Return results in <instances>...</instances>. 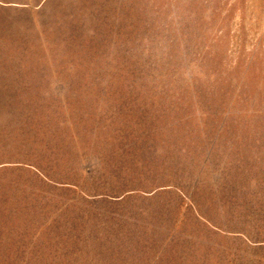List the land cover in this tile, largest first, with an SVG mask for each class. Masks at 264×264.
Segmentation results:
<instances>
[{
	"label": "rangeland",
	"instance_id": "obj_1",
	"mask_svg": "<svg viewBox=\"0 0 264 264\" xmlns=\"http://www.w3.org/2000/svg\"><path fill=\"white\" fill-rule=\"evenodd\" d=\"M185 92L186 102L175 100ZM10 93L32 98L10 104ZM22 115L29 119L18 120ZM98 124L103 129L95 135ZM145 127L160 135L145 140L138 134ZM17 128L12 136L41 153L30 161L55 182L0 172V264H62L55 233L71 225L80 226L75 234L82 242L70 264H159L147 238L166 243L175 220L190 222L187 199L178 208L175 194L145 193L103 206L82 201L72 189L96 185L101 159L126 147L132 158L154 163L161 179L178 181L185 191L196 185L195 208L227 230L245 215L258 219L264 0H0V131ZM64 170L78 178L56 183ZM52 219L59 221L53 229L45 225ZM176 232L191 233L183 225ZM190 235L197 242L207 238ZM252 254L235 247L234 263L256 264Z\"/></svg>",
	"mask_w": 264,
	"mask_h": 264
},
{
	"label": "trees",
	"instance_id": "obj_2",
	"mask_svg": "<svg viewBox=\"0 0 264 264\" xmlns=\"http://www.w3.org/2000/svg\"><path fill=\"white\" fill-rule=\"evenodd\" d=\"M193 81L194 78L190 76L189 82H186L185 84L189 87ZM171 83L176 82L171 80ZM146 84L148 83L146 82L145 85ZM10 94L12 95H8L7 97V102L10 104H18L32 98V95L30 94ZM183 98H187L186 92L183 96L179 95L175 100L184 103L186 101H184ZM189 98L191 100V96ZM170 99L171 98H168L167 100ZM34 100L35 101H29V103H35L39 99L37 98ZM40 102L47 104L43 99H40ZM174 107L178 109V104ZM44 110L47 113V116H49V113L47 112L49 107L45 106ZM120 110V115H128L126 109L123 107H121ZM143 110L144 109H141L139 111L138 114L140 116H143ZM27 118L28 117L25 115H22L20 118L18 117V120ZM20 122H22L24 126H21V129L19 128L20 134L18 135L22 136V132L26 125L23 121ZM135 124L136 125L133 126V129L138 130L140 124L138 121ZM64 128L69 129L67 127ZM102 129V125L98 124L96 126L95 135L102 132ZM93 130L95 131V129ZM16 131H18V128L13 132L10 130L8 133L6 130L0 131V172L22 171L38 178L39 181L55 182L54 177H51L49 173L38 167L35 162L30 161L32 160L31 157L35 158V156L41 153H31V148L23 147L24 139L12 136ZM138 134L145 136V138H147L145 140L148 141H150L153 136L160 135L157 131L155 134H152L151 130L146 129V127ZM115 135L118 136V139H123L122 136L120 137L118 134ZM59 136V134L54 133L52 139L60 141ZM66 136L67 135H64L63 138H66ZM132 140L139 141L140 139L138 140V138H134ZM129 150L128 147L122 149L121 152H125L124 154H118L116 151H113L112 155L108 158L101 159L94 172V174L99 173L101 175V178L95 177V179H93V181H96V185L80 186L71 184L74 186L72 189L78 191L77 193L82 201H91L95 199L101 205L106 206L109 204H120L133 198H140L145 193H158L157 195L175 194L181 200L178 208H182L187 199L194 211V217L190 222H185V225L183 224V218L175 220L178 223H174L173 227L168 229L166 243L164 242L160 244V242L156 240L154 242L152 241L153 236H148L147 239H149L153 246L152 251L154 252V256H152V258L157 260L159 264H235V247L239 249L240 252L253 253L250 260H253L256 264L264 262V257L260 254H264V215L262 210L264 205H259V211L261 214L258 216V219L245 215L243 221H240L241 223L237 221V227L235 226L232 227V229L227 230V227L219 224L216 219H211L210 217L202 215V213L197 210L198 208H195L194 193L197 189L196 185L190 189L191 191H185L186 188L184 184L182 185L178 181H173V179H161V176H159L160 171L154 167V163L139 162V159L132 158L130 154H126ZM83 173L87 177L94 175L92 174V171H83ZM65 178L72 179L78 177L76 173L70 172V170H64L57 176L56 183H60L59 181ZM188 192H190V195ZM260 204H264V202H261ZM253 221H258V223L253 224ZM231 223H233V221H231ZM45 225L49 228L52 227L53 229L59 226V221L57 219H52L50 222L45 221ZM182 225L187 228V230H190V234L196 232L197 234H203L206 236L207 238H205V242L195 241L196 238L193 239V237H191L193 235L190 234L182 237L178 236L176 231L182 227ZM79 228V225H71V229L66 230L67 232L64 231L62 234L55 233V235H57H54L56 242L57 240L58 243L62 242L63 247V249L54 253L56 263L57 258L62 264H70L71 261L79 259L78 253H80L79 248L81 246L82 237L75 234L79 231ZM174 229H176V231ZM161 231L162 230H157L152 234L156 236ZM54 236H51V238ZM77 247L79 248L77 249ZM23 254L24 253H18V258H23ZM27 254H29V256L37 255L34 252H29ZM41 256L50 259L51 253H43ZM14 257L17 258V256ZM145 257L149 259L151 256L145 254ZM45 258H38V260Z\"/></svg>",
	"mask_w": 264,
	"mask_h": 264
}]
</instances>
